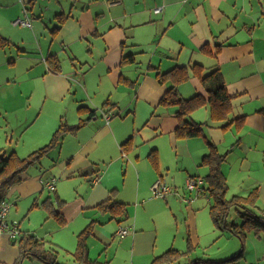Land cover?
<instances>
[{
	"label": "crops",
	"instance_id": "crops-1",
	"mask_svg": "<svg viewBox=\"0 0 264 264\" xmlns=\"http://www.w3.org/2000/svg\"><path fill=\"white\" fill-rule=\"evenodd\" d=\"M46 9L57 13L53 20L46 19L37 0H0V40L10 41L0 48V154L16 152L24 158L44 147L62 123L76 125L86 119L78 112L81 106L96 114L22 174L21 182L6 195L14 200L13 208L50 191L42 180L59 178L69 184L79 173L94 187L88 199L76 200L72 214L62 212L69 228L64 239L71 235L76 240L96 219L99 224L93 237L107 246L104 262L151 264L171 248L188 252L190 242L192 261L264 264L263 233L252 231L255 239L251 242L248 233V243L245 240L242 246L237 236L215 227L208 217L200 225L199 210L209 209L210 213L212 205L206 191L194 198H206L207 207L199 200L194 203V198L187 207L181 239L177 235L160 237L142 221L154 215L148 207L155 200L148 198V186L156 178L152 165L142 162L153 163L152 153L158 159L159 151L161 169L173 172L174 183L185 186L189 178L209 174V168L200 165L210 151L208 141L221 154L227 153L222 171L229 185L228 198L247 197L258 190L253 210L264 211V0H49ZM59 14L66 16L61 18L62 24L56 18ZM17 19H28L30 25L15 24ZM54 20L61 26L57 34ZM49 55L58 57L59 72L50 69ZM127 55H133L136 63L123 64ZM194 64L208 71L221 70L232 110L227 120L218 122L212 121L209 107L196 110L192 119L204 124L203 135L179 138L175 131L178 107L159 105L172 84H160L156 73ZM122 78L137 84L131 87ZM179 91L185 99L207 94L192 73ZM106 101L115 104L112 110L104 107ZM130 138L133 150H124L122 145ZM122 153L127 156L128 178L119 187L107 182V177L113 165H123ZM98 163L108 165L104 174ZM36 170L37 174L31 173ZM58 182L52 192L58 193ZM114 190H119L118 198L113 196ZM141 191L147 193L145 205L129 210L133 193L139 199ZM108 199L126 204V214L117 218L110 214V220L96 214L98 205ZM12 210L10 220H14L11 216L21 217ZM119 225L133 229L128 236L119 237ZM48 233L38 238L57 250L74 251L76 243L68 247L57 240L55 244L45 238ZM218 240L216 252H208ZM14 241L8 235L0 236V264H16L20 259ZM103 258L101 253L93 256L89 249L90 261ZM22 264L44 263L26 260Z\"/></svg>",
	"mask_w": 264,
	"mask_h": 264
},
{
	"label": "trees",
	"instance_id": "trees-1",
	"mask_svg": "<svg viewBox=\"0 0 264 264\" xmlns=\"http://www.w3.org/2000/svg\"><path fill=\"white\" fill-rule=\"evenodd\" d=\"M65 17L64 14H59L56 18L58 22L62 24L63 21L61 18ZM60 29V25L55 28L54 31L56 34ZM9 44L10 41L7 39L0 40V48H4ZM47 63L52 71H60L59 59L57 56L49 55ZM122 63L135 64L136 60L133 55H127L123 57ZM191 73L200 79L206 90V96L198 94L190 99H185L181 96L179 87L191 78ZM156 79L162 85L166 83L172 84L171 88L162 96L159 105L164 107H178L176 112L178 125L175 131L176 136L179 138H192L203 135L204 124L192 119L193 113L202 107H209L212 121L218 122L228 119L232 110V97L227 91L223 74L219 68L208 71L200 64H194L191 67L176 66L165 72L158 71L156 73ZM121 82L131 87H135L137 84L125 78H122ZM108 106L110 110H112L115 104L106 101L104 107ZM78 112L81 115H86V119L82 118L76 125L62 123L47 145L32 152L28 156L22 158L16 152L8 156L0 154V204L6 198L8 190L21 182L23 173L27 172L30 167L39 163L44 157L58 148L66 134L78 132V130L89 120L94 118L96 114V110L87 106L79 107ZM131 143L132 138L123 143L122 147L124 150H129ZM208 144L210 146V151L203 156L200 165L209 168V174L204 178L206 185L203 187V192H208L209 197L213 201L210 208V216L215 227L230 231L233 235L237 236L244 245L248 233L255 231L264 234V211L262 213H256V211L253 210V207L256 206L258 201L259 192L255 190L247 197L234 196L228 198L229 185L222 171V164L227 157V153L221 154L211 142L208 141ZM151 157L153 164L157 166L158 159L156 153L153 152ZM56 200L57 208L54 207L51 198H48L43 205L46 206L50 215L61 224H66V219L62 213L65 201L61 200L58 196ZM234 207H240L243 210V212L240 211L241 217L243 218L242 224L229 221L231 209ZM98 209L103 213L111 214L113 218H117L126 214L127 205L108 199L99 204ZM94 225L95 221L89 223L78 236L77 248L74 251V256L79 264H109V262L99 260L90 261L88 259V239L93 234ZM14 243L18 245L20 251V259L16 264H22V262L26 260L40 261L44 264H62L58 260V250L29 231L24 232L21 230V236L15 240ZM191 251H193V247L189 242L188 252L171 248L156 257L151 264L208 263L207 260H190L189 254Z\"/></svg>",
	"mask_w": 264,
	"mask_h": 264
},
{
	"label": "rangeland",
	"instance_id": "rangeland-1",
	"mask_svg": "<svg viewBox=\"0 0 264 264\" xmlns=\"http://www.w3.org/2000/svg\"><path fill=\"white\" fill-rule=\"evenodd\" d=\"M37 2L39 3V5H41V8L45 13L46 19L48 18L49 21L53 20L54 15L57 13L55 12L48 13V10L46 8L49 5V1L46 2L43 0H37ZM57 25H58V22L54 20V26H57ZM133 146H134V143L132 139V143L130 147L132 148V150H133ZM122 154H123V157L125 158L124 163H123L124 166L122 164L113 165L107 177V182L117 184V186L119 187L121 186L123 187L128 178L127 170L125 167L128 165L126 163L127 156L125 153H122ZM142 163H145V164L147 163L148 165H152V168L154 172L156 173V178L152 180L150 185L148 186L150 187L148 198L155 199L154 202L148 204V207L154 215L148 219H146V217L145 218L143 217L142 221L145 222V224H147V227H152V229H156L160 237H162V234H165L167 238H171V236L177 235L178 238L181 239L183 237L182 236L183 232L186 230L185 220L188 217L187 207L190 206L189 205L190 203H192V202H187L184 199L195 197V194L186 192L184 184L179 183L180 185H177L176 183H174L175 176L173 172H170L167 169H161L159 151H158V165L157 166H155L153 163L150 164L148 159H146V161ZM98 168L101 169V173L104 174V172L108 170V165L104 163H98ZM31 173L37 174V170H36V173L34 172H31ZM150 173L153 174L152 171ZM175 173L178 174L179 172L175 171ZM145 178L146 177L144 176V179ZM56 179H57V182L59 181L58 184H61L63 186L62 187L61 185H59V187H57L58 193L45 190L44 193L40 197H33L24 203H19L18 207L13 208L12 212L13 214L18 213L21 217L15 218L11 216V218L20 222L21 223L20 227H22L24 231L30 230L33 233H35V235L39 238L44 237L46 232H49L48 233L49 237H45V238L51 240L55 244H58L57 240L60 242H64L65 246H68V247H71L72 244L75 245L76 243V247L74 249L75 251L77 248L78 236L80 233H78L76 240L74 236L72 237L70 235V237H68L65 241L64 236L69 232V228L67 227V224H68L67 220H66V224H61L57 219H55L52 215H50L48 209L46 208V206L43 205V203L48 198H51V201L53 202L54 207L57 208L56 198L58 196L61 200L65 201V206L63 207L62 212L64 213V212L69 211V214H72L76 210V205H77L76 200L83 199V198L88 199V197L91 194L92 188L94 186L91 185L90 182H88L87 178L80 176L79 173L77 174L75 178H73L71 182H69V184H65L64 180H59V178H56ZM159 180H161L166 186H168L172 190V194L168 195L167 197H155V193L152 187ZM119 190L112 191L113 196L115 198L119 197L118 196ZM146 194H147L146 192L141 191L142 197L138 199L135 197V194L133 193V196L131 197L133 198V201L129 203L130 204L129 210L131 207L138 206V205L143 207L146 201L148 200V198L146 197ZM171 197H173L172 200H170ZM194 199H196L194 203H196L199 200L203 202L204 205L207 207L206 198L199 197L198 199L197 198H194ZM13 201L14 200L12 199L11 202ZM166 201H168V203H166ZM194 203L191 204V206H194ZM88 211H90V209H88ZM240 211L243 212L240 207L232 208L230 215H229V221L235 222V223L237 222L236 224H242V219L240 218V215H239ZM195 212H197L196 209H195ZM256 213H259V211H256ZM96 214H98L101 218L111 217L109 213H103L100 210ZM206 217H208L210 219V222L214 224L210 216L209 209L208 211H205V212H202V209H200L198 212V219H199L200 225L204 223V220L206 219ZM110 219L111 218H109V220ZM93 221H95V225L93 229V233H94L96 226L99 224V221L94 219L91 222ZM71 223H75V220H71ZM177 224H178L179 230H177ZM103 225L107 226L108 224L105 223ZM114 225L115 226L117 225L115 221H114ZM121 227L123 226L119 225L117 230H119ZM178 233L180 236L178 235ZM250 235L251 236L249 237L248 242H251L253 241V239H255V236H254L255 234L253 232H251ZM219 241L220 240L214 242L212 247L208 249V252H216V249L219 248ZM248 242L246 239L245 244ZM240 243L243 246V243L241 240H240ZM104 245L105 244H103L99 239L94 238L93 234L88 239V248L91 250L93 256H99V254L101 253L102 255H104V258L102 261L105 260L106 251H107L105 250V247L107 246H104ZM246 248H247V245H246ZM203 250H204L203 248L198 249L199 254H201ZM74 251H71L67 249L66 247H58L59 262H61L62 264H79L74 256V253H75ZM238 259H243V257H238Z\"/></svg>",
	"mask_w": 264,
	"mask_h": 264
},
{
	"label": "built area",
	"instance_id": "built-area-1",
	"mask_svg": "<svg viewBox=\"0 0 264 264\" xmlns=\"http://www.w3.org/2000/svg\"><path fill=\"white\" fill-rule=\"evenodd\" d=\"M47 1V0H43ZM15 24L30 25L28 19L22 20L17 19ZM109 120V117H108ZM44 187L53 191L56 188L57 179L50 178L45 181L42 180ZM205 186V179L201 177L189 178L186 182L185 189L186 191L195 194V196L200 195L203 192V187ZM152 189L154 190L155 197H167L172 194V190L166 186L161 180L157 181ZM194 197L184 199L187 202H191ZM14 206V203L11 202L8 198H5L0 204V236L8 235L12 240H17L21 236V230L19 227V222L17 220H10L9 214ZM133 227H121L117 234L119 237H126L130 234ZM254 264V263H250Z\"/></svg>",
	"mask_w": 264,
	"mask_h": 264
}]
</instances>
